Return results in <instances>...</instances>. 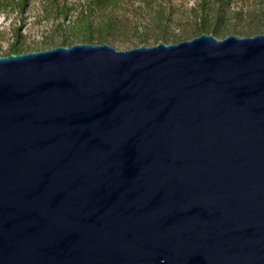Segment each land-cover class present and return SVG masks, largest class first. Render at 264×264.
I'll use <instances>...</instances> for the list:
<instances>
[{
    "label": "water",
    "instance_id": "water-1",
    "mask_svg": "<svg viewBox=\"0 0 264 264\" xmlns=\"http://www.w3.org/2000/svg\"><path fill=\"white\" fill-rule=\"evenodd\" d=\"M0 264H264V33L0 56Z\"/></svg>",
    "mask_w": 264,
    "mask_h": 264
},
{
    "label": "rangeland",
    "instance_id": "rangeland-1",
    "mask_svg": "<svg viewBox=\"0 0 264 264\" xmlns=\"http://www.w3.org/2000/svg\"><path fill=\"white\" fill-rule=\"evenodd\" d=\"M16 1V0H15ZM210 18L225 33L239 37L264 33V0H231L224 13L215 0H206ZM197 0H29L22 9H0V56L79 43L102 37L116 49L158 42L168 44L194 37ZM220 16V18H219ZM63 24V25H62ZM229 35V34H228ZM222 39L224 37H217Z\"/></svg>",
    "mask_w": 264,
    "mask_h": 264
},
{
    "label": "trees",
    "instance_id": "trees-1",
    "mask_svg": "<svg viewBox=\"0 0 264 264\" xmlns=\"http://www.w3.org/2000/svg\"><path fill=\"white\" fill-rule=\"evenodd\" d=\"M29 0H0V9L2 8H14L15 6L21 7L22 9L27 5ZM51 1H57V0H51ZM99 2L101 1H107V2H114L116 0H97ZM231 0H215V2L220 6L221 9H223L224 13L229 8V2ZM193 10L195 12V20L196 26H195V32L194 37L201 34V33H211L216 37H225L230 33H225L219 28V21H212L209 17L211 12V8H209V3L206 0H197V3L193 6ZM220 18V16H219ZM63 25V24H62ZM92 36H84L80 42H90L93 43L91 40ZM75 43V41L71 40H65L61 43V45L69 46L71 44ZM96 43H106L104 38L100 37L98 38V41ZM12 52L13 53H20V49L18 46L13 45L12 46Z\"/></svg>",
    "mask_w": 264,
    "mask_h": 264
}]
</instances>
